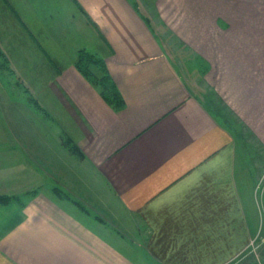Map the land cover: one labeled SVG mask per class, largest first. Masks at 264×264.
Returning <instances> with one entry per match:
<instances>
[{
  "label": "crops",
  "instance_id": "1",
  "mask_svg": "<svg viewBox=\"0 0 264 264\" xmlns=\"http://www.w3.org/2000/svg\"><path fill=\"white\" fill-rule=\"evenodd\" d=\"M210 1H48L53 44L38 57L53 67V117L37 109L38 124L0 141V264L245 260L262 156L250 161L247 138L208 107L156 29L209 62V85L264 152V47L253 38L264 18L240 11L233 24L199 7ZM246 23L249 40L233 29ZM40 27L32 35L49 32ZM86 54L100 62L95 81L78 68Z\"/></svg>",
  "mask_w": 264,
  "mask_h": 264
},
{
  "label": "rangeland",
  "instance_id": "2",
  "mask_svg": "<svg viewBox=\"0 0 264 264\" xmlns=\"http://www.w3.org/2000/svg\"><path fill=\"white\" fill-rule=\"evenodd\" d=\"M48 1L0 0V141L11 139L19 140V126L22 123L29 127L32 124H38V118H41V116H37V109L41 113L45 115L49 113L53 117L51 100V95L53 94L52 81L54 80L53 67L48 60L41 61L38 57V54L43 51L44 47L48 49L53 44V21L51 20ZM210 2H213V4L202 6L200 3L199 7H202L206 14H215L216 16H222V18L228 17L233 24L236 21L234 19L236 18V12L240 11V14L245 12L248 15L251 14L253 17L257 16L260 18V16H263L264 18V0H237V2L235 0H211ZM39 4L42 8H40L42 11L41 20H35V14L39 11ZM69 11L67 7H62V15H64V12L68 14ZM230 13L231 16H229ZM55 18H58L57 14ZM222 18L218 17L214 20V23L217 24L218 28L229 30L228 26L219 23V20ZM34 22L36 25L32 27ZM208 22L209 20L205 21V25ZM38 25H42V27L39 26L40 29L43 28V30H48L49 32L38 31L40 35L38 33L32 35L34 32L33 29H39L37 27ZM64 26L65 24H63L62 28ZM58 28L57 26L56 29ZM213 28V26L210 27L206 33L210 32ZM238 28L233 27V29H236V34L242 35L246 40L251 38L246 36V34H249L247 32V29L249 30L248 23L245 25L242 24ZM156 29H158V34H162V38H159L168 50H170V55L173 57L176 65L182 74H184L185 78L192 84L196 92L203 97L208 107L220 117L223 123L227 126L235 127L239 130L240 134L242 133L247 138V143L250 144L249 147L251 149L250 155L254 156L250 158V161L254 160L256 154H261L262 156L259 159L262 165V176L260 179L256 177V180L251 182V186L253 187L251 204L253 206V214L257 221V231L244 253L246 255L245 260L239 262V264H243V262L248 264H264L262 260L264 257L263 149L255 144V139L250 138L243 131L237 120L230 119L228 110L226 109L227 107H224L226 104L222 96L214 90V87L209 85L210 83L206 79V75L211 70L209 62L203 59L202 61L196 57L188 49V44L178 40V37L172 34L167 26L163 28L156 27ZM240 29L244 30L242 31ZM253 38L258 40V44L262 43L264 47V35L262 37L254 36ZM239 43L240 40L237 39V44ZM88 55L92 56L91 54ZM85 67L87 66L85 65ZM99 67L101 66H94L92 70L93 75L95 74L98 78L101 75L99 69H97ZM231 85L228 86V90L231 89ZM23 94H27L28 99L22 96ZM21 104H26L28 108L23 110ZM132 247V245H126L125 247L123 246V249L131 255L133 252Z\"/></svg>",
  "mask_w": 264,
  "mask_h": 264
},
{
  "label": "trees",
  "instance_id": "3",
  "mask_svg": "<svg viewBox=\"0 0 264 264\" xmlns=\"http://www.w3.org/2000/svg\"><path fill=\"white\" fill-rule=\"evenodd\" d=\"M91 63H93V64L97 63L98 64L100 62L98 60H95L94 57L86 54V55H82V57L79 58V61L77 62V65H78L79 70L81 71V73L85 77H87L90 80L95 81V79L93 78V76H94L93 73L90 72V70L88 69V67H90ZM85 65L87 67H85ZM105 95H106V98L108 99L107 94H105ZM110 102H112V101H110ZM8 201H9V198H6L4 196H0V205H4Z\"/></svg>",
  "mask_w": 264,
  "mask_h": 264
}]
</instances>
